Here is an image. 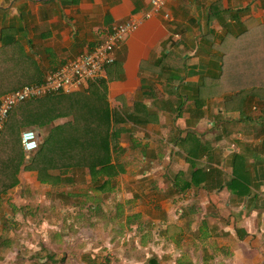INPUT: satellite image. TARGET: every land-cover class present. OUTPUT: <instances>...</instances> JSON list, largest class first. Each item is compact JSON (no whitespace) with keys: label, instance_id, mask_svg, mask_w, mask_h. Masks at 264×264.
<instances>
[{"label":"crops","instance_id":"1","mask_svg":"<svg viewBox=\"0 0 264 264\" xmlns=\"http://www.w3.org/2000/svg\"><path fill=\"white\" fill-rule=\"evenodd\" d=\"M149 8V0H0V97L136 19L102 79L110 110L138 101L151 115L111 124L108 164L119 171L110 177L76 165L49 169L40 183L23 150L18 167L5 165L1 174L15 181L0 190V264H54L59 213L64 264H111L109 251L114 264H264V99L223 92L195 102L202 77L220 73L222 36L248 18L263 22L264 0H165L146 17ZM98 84L49 96L58 114L35 127L40 140L71 122ZM101 139L96 127L86 144ZM65 177L112 187L68 190L56 183ZM88 211L105 214L92 225Z\"/></svg>","mask_w":264,"mask_h":264},{"label":"trees","instance_id":"2","mask_svg":"<svg viewBox=\"0 0 264 264\" xmlns=\"http://www.w3.org/2000/svg\"><path fill=\"white\" fill-rule=\"evenodd\" d=\"M217 48L222 60L219 66L220 73L216 76L202 77L195 90L196 104L200 105L206 98L223 92H229L232 99L248 97L264 99V21L246 19L242 31L237 34L226 32ZM166 58L168 56H164L158 63H163ZM97 83L98 88L92 90L90 88L89 95H84L86 99L71 122L53 126L42 140L39 137L38 148L30 157L27 168L36 169L40 181L45 180L49 169L76 165H87L93 176L100 172L109 177L111 173L116 174L119 170L108 164L109 144L111 138L116 139L118 130L116 128L109 132L111 124L123 122L143 124L150 121L151 115L141 111L144 105L138 101L130 108L110 110L106 101L104 80L101 78ZM90 85L97 86L94 83ZM53 95L56 94L23 101L12 108L0 132V171H3L7 164H16L18 167L22 163L23 153L20 144L22 130L31 127L30 125H34L32 129L42 127L53 119V116H47L42 111L43 102ZM96 127L102 136L101 146H88L86 139L92 137ZM115 147L113 146V150ZM98 156L100 161L96 160ZM13 181L14 178L8 179L7 175L0 172V190L12 186ZM93 181L101 182L100 187L106 182L95 177Z\"/></svg>","mask_w":264,"mask_h":264},{"label":"built area","instance_id":"3","mask_svg":"<svg viewBox=\"0 0 264 264\" xmlns=\"http://www.w3.org/2000/svg\"><path fill=\"white\" fill-rule=\"evenodd\" d=\"M165 0H149L150 8L146 17L159 13ZM167 16V13H165ZM140 21L128 19L114 24L105 37L91 50L48 71L39 83H28L0 97V132L14 106L30 99L54 93H70L79 90L85 84L97 82L104 77L105 68L111 65L115 57V46L137 29ZM20 144L26 158H30L39 145V135L34 129L27 128L20 133Z\"/></svg>","mask_w":264,"mask_h":264},{"label":"rangeland","instance_id":"4","mask_svg":"<svg viewBox=\"0 0 264 264\" xmlns=\"http://www.w3.org/2000/svg\"><path fill=\"white\" fill-rule=\"evenodd\" d=\"M53 105H55L53 102L52 103H48V101L46 100L42 104V111L47 116H53V117H55V115H57L58 113H57V111H55ZM28 128H31V127H28ZM33 129L37 131V129H35V128H33ZM88 172H90V171H88ZM38 180L40 181L39 178H38ZM93 180H94L93 178H89V182L87 184H85V181H84L83 178H80V179H76L75 180V179H71V178L66 179V177H65V179L57 180L58 182H56V183L61 184V183L65 182V185H68V186H70L69 188H71V189H68L67 188L68 190H79V187H86L88 189L95 190L96 188H98V185H96V183ZM51 181H54V180H51ZM86 181H88V179ZM105 181L106 182L104 183L103 187L101 189H97V190H111V187H112L111 185L112 184H111L110 180H105ZM40 183H45V182L44 181H40ZM40 186H42V185H40ZM50 190H58V189L57 188H52ZM56 213L58 214V212H56ZM91 213H94V214L90 215V217H89L90 220L88 222H90L92 225H94L96 223V221H97L96 218L98 217V218L101 219L102 216L100 214H102V215L105 214V211H103L102 213L92 212V211L89 212L88 211V214H91ZM60 218H61V213L58 214V218H57V220L59 222V225H57V226L54 227V230H56V232H57V234H56L57 235V238L56 239H58L57 242H59V243L56 244L55 255H56L57 258H55L54 264H60L61 262H62V264H64V263L68 262V260L66 258H64L63 260L62 259L60 260V258L58 257V256H60L59 254H61L62 250L64 249L63 248V242H62V238L64 237V233L62 231V227H61L62 225H60ZM102 221H103V219H102ZM97 225L100 226V222H98V224H96V226ZM113 245L114 244H112L110 246H113ZM118 245L119 244H117V248H119ZM106 248L107 247L104 248L105 251H107ZM66 249H68V248H66ZM109 254H110V256H108V254L105 255V260H107L111 264H114L113 262L116 261L115 260L116 258L114 257V255H111L110 251H109ZM75 258L76 257H74L73 258L74 260H72V261H75L76 260Z\"/></svg>","mask_w":264,"mask_h":264}]
</instances>
